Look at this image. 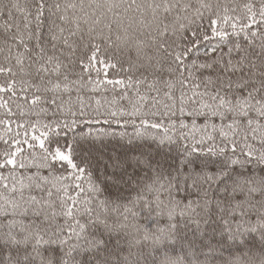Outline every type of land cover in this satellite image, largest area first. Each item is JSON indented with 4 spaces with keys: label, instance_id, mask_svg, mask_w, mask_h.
I'll list each match as a JSON object with an SVG mask.
<instances>
[{
    "label": "snow or ice",
    "instance_id": "obj_1",
    "mask_svg": "<svg viewBox=\"0 0 264 264\" xmlns=\"http://www.w3.org/2000/svg\"><path fill=\"white\" fill-rule=\"evenodd\" d=\"M0 77V264H264V0H0Z\"/></svg>",
    "mask_w": 264,
    "mask_h": 264
},
{
    "label": "trees",
    "instance_id": "obj_2",
    "mask_svg": "<svg viewBox=\"0 0 264 264\" xmlns=\"http://www.w3.org/2000/svg\"><path fill=\"white\" fill-rule=\"evenodd\" d=\"M21 2H23V0H21ZM113 39H115V36H113ZM104 48H107V46L105 45ZM80 53H78L79 55ZM101 56H110L113 58V60L115 61L117 58L120 60V64L117 66V68L115 69H110L109 70V78H120L121 76L124 75V73L121 71V67H127V62L129 60V58L134 59L135 58V54L134 52H126L123 49H121L119 52H117V50L115 48H111V49H107V51L105 52L104 49H102L101 51ZM3 77H0V80H2ZM109 88H111V86H109ZM109 99H111V97L113 95H119V89H117L116 93H113L112 91H109L107 93ZM125 105H127V102H124ZM138 126V125H137ZM109 131V132H113L115 133V135L112 136H100V139H104L106 141H116L118 139H121L120 137V133L121 132H125L128 135H134V127L133 125L129 124L126 128L123 126H118L113 124L111 129L108 128L107 125H103V124H98V125H93L91 126V129L85 128L84 132L88 133L89 131H91L92 133V137H96L97 133L100 132L102 133L103 131ZM155 132V130H153ZM91 138V137H90ZM123 139L126 141L127 140V136L123 137ZM2 147V146H0ZM86 183V180H85Z\"/></svg>",
    "mask_w": 264,
    "mask_h": 264
}]
</instances>
